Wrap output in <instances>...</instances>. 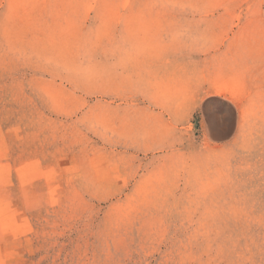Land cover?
<instances>
[{
  "label": "rangeland",
  "instance_id": "374dc122",
  "mask_svg": "<svg viewBox=\"0 0 264 264\" xmlns=\"http://www.w3.org/2000/svg\"><path fill=\"white\" fill-rule=\"evenodd\" d=\"M0 264H264V0H0Z\"/></svg>",
  "mask_w": 264,
  "mask_h": 264
},
{
  "label": "bare ground",
  "instance_id": "6f19581e",
  "mask_svg": "<svg viewBox=\"0 0 264 264\" xmlns=\"http://www.w3.org/2000/svg\"><path fill=\"white\" fill-rule=\"evenodd\" d=\"M212 126H213L214 132L216 134H219V133H222L229 128V122L227 120L226 121L215 120L212 123Z\"/></svg>",
  "mask_w": 264,
  "mask_h": 264
}]
</instances>
